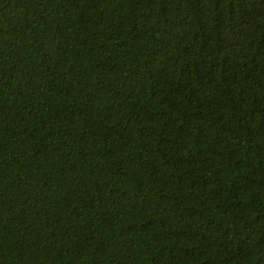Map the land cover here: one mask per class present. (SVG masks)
Listing matches in <instances>:
<instances>
[{
	"label": "trees",
	"instance_id": "trees-1",
	"mask_svg": "<svg viewBox=\"0 0 264 264\" xmlns=\"http://www.w3.org/2000/svg\"><path fill=\"white\" fill-rule=\"evenodd\" d=\"M0 264H264V0H0Z\"/></svg>",
	"mask_w": 264,
	"mask_h": 264
}]
</instances>
